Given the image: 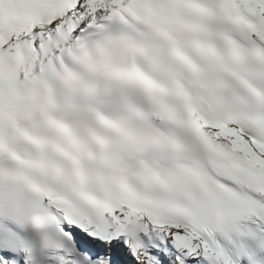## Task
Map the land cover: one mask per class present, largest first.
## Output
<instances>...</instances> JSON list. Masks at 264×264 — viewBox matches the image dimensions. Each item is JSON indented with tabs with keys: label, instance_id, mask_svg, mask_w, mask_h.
Instances as JSON below:
<instances>
[{
	"label": "snow or ice",
	"instance_id": "6c2138e0",
	"mask_svg": "<svg viewBox=\"0 0 264 264\" xmlns=\"http://www.w3.org/2000/svg\"><path fill=\"white\" fill-rule=\"evenodd\" d=\"M0 264H264V0H0Z\"/></svg>",
	"mask_w": 264,
	"mask_h": 264
}]
</instances>
